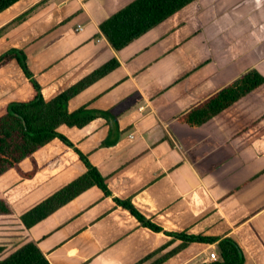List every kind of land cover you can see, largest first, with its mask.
Listing matches in <instances>:
<instances>
[{
  "label": "crops",
  "instance_id": "1",
  "mask_svg": "<svg viewBox=\"0 0 264 264\" xmlns=\"http://www.w3.org/2000/svg\"><path fill=\"white\" fill-rule=\"evenodd\" d=\"M135 0H20L0 14V56L22 50L46 102L116 59L119 68L68 104L109 112L0 177L12 209L6 258L34 242L49 264H210L234 240L244 264H264V86L199 129L178 122L204 97L250 70L264 78V0H196L115 52L99 26ZM81 28L79 30L78 28ZM31 88L16 61L0 68V108ZM78 150L111 197L86 190L30 229L20 217L86 173ZM115 199L130 201L154 233Z\"/></svg>",
  "mask_w": 264,
  "mask_h": 264
},
{
  "label": "trees",
  "instance_id": "2",
  "mask_svg": "<svg viewBox=\"0 0 264 264\" xmlns=\"http://www.w3.org/2000/svg\"><path fill=\"white\" fill-rule=\"evenodd\" d=\"M19 1L0 0V14ZM195 1L135 0L101 23L99 30L113 50L120 52ZM12 61H16L24 73L31 93L24 100L17 99L0 108V177L14 169L21 177L31 178L33 173L23 174L20 166L25 160H33L34 154L42 147L58 139L64 145L73 148V145L58 133L59 127L82 129L98 118L110 123V118L113 117L109 112L93 111L83 107L70 113L68 104L86 89L118 69L119 63L116 59H112L46 102L40 84L28 69L25 53L22 50L10 49L0 56V68ZM263 86L264 78L257 71L250 70L233 83L222 86L204 97L199 104L182 114L178 122L189 128L199 129ZM75 152L84 163L86 173L23 214L20 222L24 228H32L90 188L97 187L104 196H112L107 187V180L84 155L78 150ZM114 202L127 210L142 227L154 233L162 232L161 228L143 217L130 201L115 199ZM11 215L12 209L0 192V217ZM166 235L181 240L183 245L216 243L218 257L210 264L245 263L241 248L231 238L169 233ZM4 253L5 248L0 246V264H49L34 242L25 243L6 258L1 259Z\"/></svg>",
  "mask_w": 264,
  "mask_h": 264
},
{
  "label": "rangeland",
  "instance_id": "3",
  "mask_svg": "<svg viewBox=\"0 0 264 264\" xmlns=\"http://www.w3.org/2000/svg\"><path fill=\"white\" fill-rule=\"evenodd\" d=\"M4 218H0V243H4V244H6V243H8V244H10V243H12L13 241H10V239L9 238H7V237H9V236H7V234H5L6 232H8V231H11V230H9L6 226H7V224H4V220H3ZM5 254V253H4ZM5 257H4V255L1 257V259H4Z\"/></svg>",
  "mask_w": 264,
  "mask_h": 264
},
{
  "label": "built area",
  "instance_id": "4",
  "mask_svg": "<svg viewBox=\"0 0 264 264\" xmlns=\"http://www.w3.org/2000/svg\"><path fill=\"white\" fill-rule=\"evenodd\" d=\"M78 29L81 30L80 27H79ZM217 257H218L217 254H211V255H210V258L213 259V260H217Z\"/></svg>",
  "mask_w": 264,
  "mask_h": 264
}]
</instances>
